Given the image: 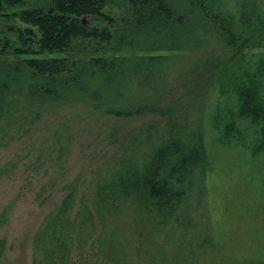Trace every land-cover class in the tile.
<instances>
[{"label": "trees", "instance_id": "1", "mask_svg": "<svg viewBox=\"0 0 264 264\" xmlns=\"http://www.w3.org/2000/svg\"><path fill=\"white\" fill-rule=\"evenodd\" d=\"M259 1L234 10L225 0H0V21L25 24L14 35L0 32V147L24 140L76 102L86 103L96 120L160 111L130 131L89 182L79 176L64 185V196L34 235L32 264H71L75 255L79 264H264V233L251 241L261 249L241 260L225 252L209 224L202 117L159 109V96H137L164 84L171 62L207 49L210 37L233 44L250 30L263 34ZM112 4L123 12L108 13ZM90 48L88 57L71 56ZM246 78L238 84L239 113L262 122V84L257 76ZM122 129L110 127L109 137ZM70 131L50 132L57 173L40 194L54 189L65 171L63 136ZM16 168L9 163L0 175ZM10 212V206L1 212L0 226ZM6 249L3 237L0 264Z\"/></svg>", "mask_w": 264, "mask_h": 264}, {"label": "rangeland", "instance_id": "2", "mask_svg": "<svg viewBox=\"0 0 264 264\" xmlns=\"http://www.w3.org/2000/svg\"><path fill=\"white\" fill-rule=\"evenodd\" d=\"M225 1L240 10L246 0ZM106 11L112 15L123 12L117 4L109 5ZM17 20L0 21V32L6 30L8 35H14L19 25L25 27ZM209 40L207 49L172 61L169 75L161 81L164 84L140 89L136 94L144 101L152 97L157 100L159 96V109L177 108L202 117L210 161L204 197L206 216L223 241L225 252L233 251L243 260L261 249V244L251 241L264 233V121L255 122L240 115L237 89L246 75L257 76L264 97V33L250 30L233 44L220 36ZM92 50L71 56L88 57ZM88 109L84 102L61 107L24 140L0 147V169L17 162L12 173L0 175V214L6 206L11 208L9 221L0 226V239L6 237L7 247L3 264H32L34 235L64 196V185L79 176L89 182L93 172L123 144L130 131L160 117L158 110L132 119L96 120ZM116 126L123 128L119 136L109 137L110 127ZM54 128L71 130V135L63 136L68 145L65 171L58 176L54 189L40 194L42 186L57 173L53 169L55 152L47 146ZM251 147L257 154L251 153ZM78 261L75 255L71 264H79Z\"/></svg>", "mask_w": 264, "mask_h": 264}]
</instances>
